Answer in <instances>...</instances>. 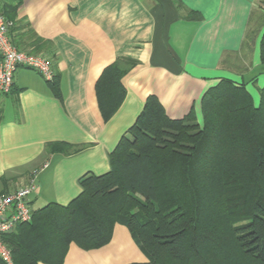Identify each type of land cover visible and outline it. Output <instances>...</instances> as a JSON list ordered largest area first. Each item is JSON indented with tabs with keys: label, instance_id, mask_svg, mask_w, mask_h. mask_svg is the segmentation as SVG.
<instances>
[{
	"label": "crops",
	"instance_id": "0c3cea01",
	"mask_svg": "<svg viewBox=\"0 0 264 264\" xmlns=\"http://www.w3.org/2000/svg\"><path fill=\"white\" fill-rule=\"evenodd\" d=\"M263 1L21 0L13 35L31 31L46 42L41 52L51 58L60 94L38 72L20 68L12 92L0 95V196L27 186L40 170L28 198L32 209L69 204L81 192V177L110 170L109 155L150 96L169 118L195 110L201 122L204 95L226 79L245 84L258 104ZM117 61L126 71V95L104 121L96 84ZM53 143L82 150L49 153ZM147 261L128 228L116 225L108 245L92 251L72 245L64 264Z\"/></svg>",
	"mask_w": 264,
	"mask_h": 264
},
{
	"label": "trees",
	"instance_id": "16d2710c",
	"mask_svg": "<svg viewBox=\"0 0 264 264\" xmlns=\"http://www.w3.org/2000/svg\"><path fill=\"white\" fill-rule=\"evenodd\" d=\"M20 5L4 7L13 44L52 63L43 39L13 35ZM125 73L117 61L97 81L104 121L124 101ZM48 84L60 94L58 75ZM201 118L192 110L171 119L148 97L109 155L108 172L84 175L69 204L33 210L30 222L0 237L14 264H64L72 245H108L116 225L128 228L148 260L132 264H264V88L256 104L245 84L224 79L204 95ZM47 149L66 156L82 150L65 143Z\"/></svg>",
	"mask_w": 264,
	"mask_h": 264
},
{
	"label": "built area",
	"instance_id": "2783aa9c",
	"mask_svg": "<svg viewBox=\"0 0 264 264\" xmlns=\"http://www.w3.org/2000/svg\"><path fill=\"white\" fill-rule=\"evenodd\" d=\"M0 0V95H8L14 87L15 74L20 68L38 72L48 83H52L55 73L50 61L41 55L20 51L10 38L13 23L4 14V4ZM48 167L45 164L41 170ZM40 170L33 172L30 183L18 190L0 196V237L12 232L17 226L32 220L33 209L28 198L36 192V178ZM0 259L6 264H14L10 249L0 239Z\"/></svg>",
	"mask_w": 264,
	"mask_h": 264
},
{
	"label": "rangeland",
	"instance_id": "374dc122",
	"mask_svg": "<svg viewBox=\"0 0 264 264\" xmlns=\"http://www.w3.org/2000/svg\"><path fill=\"white\" fill-rule=\"evenodd\" d=\"M201 120H202V118H201Z\"/></svg>",
	"mask_w": 264,
	"mask_h": 264
}]
</instances>
